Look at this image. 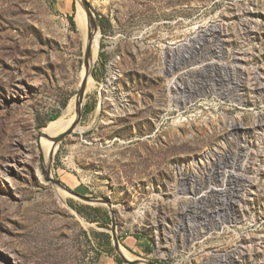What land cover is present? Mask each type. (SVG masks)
<instances>
[{
	"label": "rangeland",
	"instance_id": "374dc122",
	"mask_svg": "<svg viewBox=\"0 0 264 264\" xmlns=\"http://www.w3.org/2000/svg\"><path fill=\"white\" fill-rule=\"evenodd\" d=\"M87 1L92 78L51 176L111 208L46 182L38 148L47 159L52 141L38 133L83 77L69 21L82 6L0 0V264H126L111 216L129 260L264 264V0ZM203 42L221 55L208 74L182 59ZM218 214L230 220L196 236Z\"/></svg>",
	"mask_w": 264,
	"mask_h": 264
},
{
	"label": "bare ground",
	"instance_id": "6f19581e",
	"mask_svg": "<svg viewBox=\"0 0 264 264\" xmlns=\"http://www.w3.org/2000/svg\"><path fill=\"white\" fill-rule=\"evenodd\" d=\"M143 1V0H142ZM150 2V1H149ZM80 4V3H79ZM79 6H81V5H79ZM82 9L83 8H81V7H78V11H77V13H76V16H75V25H76V29H77V31L80 33V35H81V37L83 38V48L85 47V43H86V41H87V36H88V33H87V31H88V28H89V19H88V16L86 15V13H85V11H84V9H83V11H84V14H83V11H82ZM84 16H85V18H84ZM163 27V26H162ZM99 31L97 30L95 33L94 32H92L93 33V38H92V61H91V68H93V55L96 53V51H97V47H98V33ZM214 32H212V31H210V30H206L205 31V34L203 35L204 36V38H205V40H211L210 38H214ZM202 40L204 41V39L202 38ZM208 43V42H207ZM203 45H201V46H195L194 47V49L192 50V52H190L191 54L190 55H188V56H185L184 58H182L183 60H184V65L186 66V65H195V66H197L196 68H198L199 69V71L201 70V71H203V72H207V74H208V72H213L212 70H214L213 69V67L215 66V65H217V64H219L220 65V63L219 62H217V61H215L214 59H213V57H215L216 59H218V58H220L221 57V55H220V52L213 46V45H211V46H206L205 44V42H203L202 43ZM186 45V44H185ZM219 61V60H218ZM218 65V66H219ZM181 66V65H180ZM191 67V66H190ZM82 69H83V77H84V75H85V69H84V67L82 66ZM222 69V68H221ZM188 70H191V68H189ZM196 70V69H195ZM175 71V70H174ZM181 71V70H180ZM180 71H177V73L178 72H180ZM182 71H184V70H182ZM187 71V70H186ZM192 71V70H191ZM193 71H194V69H193ZM196 71H198V70H196ZM188 72V71H187ZM195 72V71H194ZM194 72H192V73H194ZM183 73V72H182ZM186 73V72H185ZM189 73V72H188ZM191 73V72H190ZM191 73V74H192ZM176 74V73H175ZM187 74V73H186ZM186 74H184V75H186ZM197 74V73H196ZM199 74H201V73H199ZM198 74V75H199ZM182 75V74H181ZM195 75V74H194ZM193 75V76H194ZM214 75V74H213ZM178 76V75H177ZM188 76H190V75H188ZM203 76H205V75H203ZM208 76V75H207ZM209 76H211V75H209ZM83 77H82V79H83ZM184 77H186V76H184ZM222 78H223V81H225L226 79L223 77V76H221ZM90 78H92V76H90L89 78H88V82H87V85H86V90H87V88H88V83H89V80H90ZM81 79V80H82ZM172 79V78H171ZM192 79V78H191ZM195 79H197V78H195ZM80 80V81H81ZM179 81V80H178ZM221 81V83H222V80H220ZM179 83V82H178ZM212 84V83H211ZM216 85V84H215ZM211 86H214V85H211ZM223 86V85H222ZM221 86V87H222ZM228 86V85H227ZM234 86V85H233ZM224 87V86H223ZM195 88H197V87H195ZM194 88V89H195ZM201 88V87H200ZM204 88V87H203ZM192 89V88H191ZM223 89V88H222ZM205 90V89H204ZM209 90V89H208ZM216 90H217V88H216ZM198 91V90H197ZM206 91V90H205ZM214 91V90H213ZM223 91V90H222ZM234 91V90H233ZM190 92H191V90H190ZM203 93V92H202ZM201 93V94H202ZM194 95V94H193ZM196 95V94H195ZM198 95V94H197ZM82 106V104L81 105H78V106H76V103H75V97H73L70 101H69V103H68V105H67V107H66V109L63 111V117L62 118H60V119H58V120H56V121H53L52 123H50L49 125H48V128H46V129H44V133L47 135H51V136H57V135H59V134H61V133H63L64 131H66L68 128H69V126L71 125V123L74 121V119H75V117H76V110L77 109H79L80 107ZM235 125V124H234ZM233 126V125H232ZM44 138V137H43ZM237 143V142H236ZM38 146H39V150H40V153H42L43 154V156H44V159H46L45 158V155H44V152H43V150H42V148H41V146H40V143L38 142ZM55 149V148H54ZM53 150V144L51 145V148H50V152ZM49 152V153H50ZM45 162V161H44ZM232 167V166H231ZM220 176V175H219ZM222 176V175H221ZM228 176V175H227ZM217 177V176H216ZM238 178L236 175L234 176V174H231V175H229V183L230 184H232V183H236L235 181H233V178ZM222 178V177H221ZM240 178V177H239ZM242 178V177H241ZM225 179V178H224ZM208 181H209V179H208ZM221 183V182H220ZM228 183V184H229ZM237 184H240V182L239 183H237ZM242 184H243V182H242ZM216 186V185H215ZM234 186H236V188H237V190L239 189V187H240V185H234ZM213 187V186H212ZM243 187V186H242ZM217 192V191H216ZM235 193V192H234ZM233 193V194H234ZM235 195V194H234ZM236 195H238V193H236ZM230 197H231V195H230ZM234 197H233V195H232V197L231 198H229L228 200H226L227 202L225 203L226 204V206L227 205H234V203L235 202H233L232 201V199H233ZM209 202V201H208ZM218 202V201H217ZM197 204V203H196ZM205 204V203H204ZM224 204V203H223ZM225 204L223 205V206H225ZM200 205V204H199ZM222 206V205H221ZM200 208V207H199ZM223 208V207H222ZM221 207H220V209H219V211L222 209ZM229 209V208H228ZM215 212V211H214ZM217 213H219V212H217ZM206 214V213H205ZM216 214V213H215ZM201 215V214H200ZM210 216H212V215H210ZM222 216V215H221ZM229 216V215H228ZM213 217V216H212ZM212 217H210V219L212 218ZM214 218V217H213ZM216 219L213 221V222H211V224H208V225H206V226H202V228H201V230L196 234V236H200V235H202V233H204V232H208V231H210V229L213 227V226H211V225H214V227L215 226H217L218 224H220V223H222V222H224L225 220H230V217H227V216H222V217H220V214H218L217 215V217H215ZM210 221H212V220H210ZM121 248V247H120ZM231 256V255H230ZM209 262V261H208ZM220 262V261H219ZM222 263V262H221ZM207 264H216V263H214V261H210L209 263H207Z\"/></svg>",
	"mask_w": 264,
	"mask_h": 264
},
{
	"label": "water",
	"instance_id": "95a60500",
	"mask_svg": "<svg viewBox=\"0 0 264 264\" xmlns=\"http://www.w3.org/2000/svg\"><path fill=\"white\" fill-rule=\"evenodd\" d=\"M77 1L80 3V5L84 9L86 15L88 16L89 28L87 31L88 36H87V41L85 43V47H84V51H83V57H82V66L85 69V75H84L83 79L81 81H79V84H78V89H77V92L75 95L76 106L81 105L82 102L84 101V96H85V92H86V85L88 82V78L90 76H92V68H91L92 38H93L92 32L95 33L99 29L98 21L96 19V16L94 14V11H93L90 3L87 0H77ZM82 114H83V106H81L79 109L76 110V117H75L74 121L71 123V125L69 126V128L66 131H64L63 133L57 135L56 137L50 138V137H48V135H46L45 133H42L41 131L38 133L37 141L41 137H44L48 140H51L52 144H53V150L49 153L47 159H44L43 154L40 153V161H41V165H42L41 166L42 167V174H43L44 180L46 182L50 183L54 187L66 192V193H68V194H70V195H72V196H74V197H76V198H78L84 202L102 203V204H106L109 208H111V204H110L108 199H106V198L105 199H95V198H90V197H86V196H83L81 194H78V193L70 190L69 188L65 187L62 183H60L58 180H55L51 176V165H50V163L52 161L55 149H56L57 145L67 135H69L73 132V130L78 125ZM110 213H111V215L113 214L111 210H110ZM111 223H112V228H111L112 244H113L114 249L117 251V253H118V255H119V257L123 263H126V264H157L155 262L148 261L145 259L129 260L128 258H126V256L122 253V251L120 249L118 236H117L116 230H115V223H114L113 216H111Z\"/></svg>",
	"mask_w": 264,
	"mask_h": 264
},
{
	"label": "trees",
	"instance_id": "16d2710c",
	"mask_svg": "<svg viewBox=\"0 0 264 264\" xmlns=\"http://www.w3.org/2000/svg\"><path fill=\"white\" fill-rule=\"evenodd\" d=\"M69 21H70V24H71L73 27H75V22H74V20H73L72 17L69 18ZM54 119H55V117H54ZM94 210H96V211H100L99 208H95ZM104 237L106 238L107 242L109 243V241H108L109 236H108L107 234H105ZM114 260H115L117 263H121V262H122V260L120 259V257L117 256V255H115Z\"/></svg>",
	"mask_w": 264,
	"mask_h": 264
}]
</instances>
